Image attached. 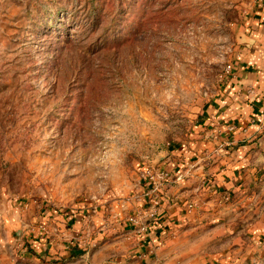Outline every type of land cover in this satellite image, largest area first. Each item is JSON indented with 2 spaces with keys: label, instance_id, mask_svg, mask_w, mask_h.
<instances>
[{
  "label": "rangeland",
  "instance_id": "obj_1",
  "mask_svg": "<svg viewBox=\"0 0 264 264\" xmlns=\"http://www.w3.org/2000/svg\"><path fill=\"white\" fill-rule=\"evenodd\" d=\"M261 2L0 0V215L32 217L83 202L87 213L121 219L123 205L125 226L157 193L141 173H169L171 151L196 144L183 167L195 188L184 209L206 219L171 228L153 259L264 264L261 136L219 139L214 134L240 123L200 120L207 105L228 96L230 77L242 80L234 103L264 100ZM247 120L242 134L256 123ZM237 173L243 179L230 184ZM20 222L12 242L1 236L0 264L45 261L29 248L35 232Z\"/></svg>",
  "mask_w": 264,
  "mask_h": 264
},
{
  "label": "crops",
  "instance_id": "obj_2",
  "mask_svg": "<svg viewBox=\"0 0 264 264\" xmlns=\"http://www.w3.org/2000/svg\"><path fill=\"white\" fill-rule=\"evenodd\" d=\"M261 1L262 5H264V0ZM258 38L264 43V15L259 24ZM241 77L243 78L244 74ZM236 79V77L229 78L233 84H230V89L226 90L228 96L219 100L214 106L207 105L205 109L207 114L202 116L200 120L203 124H212L210 120L218 121L225 119V117H230L231 121L240 123L237 126L239 132L235 131L237 130L235 128L232 131L233 134L226 131V135L218 132L219 135L214 134V136L219 139L226 136L227 140H235L237 137L254 138L260 135L259 140H262L263 143L260 145L258 153L260 151L264 153V132L263 130H258V125H260L258 123L264 121V100L256 99L248 106L237 102L234 103V100L237 99V95H235L238 90L237 84L242 81ZM243 82H246V79ZM246 119L256 123L255 125L250 124L244 131L245 134H242L240 132L242 129L241 125L249 122ZM202 143L206 144L204 141ZM243 148L244 146H240L237 151L241 152ZM177 149L171 151L173 158H170L167 164L171 168H169L170 171L172 170L173 172L170 173L165 168L169 171V178L153 195L158 200V213L150 220L147 232L139 233L137 227L129 222L123 226V205L117 210L118 212L121 211L123 216L121 219L116 217V213L110 216L101 212H97L98 214L87 213L89 205L83 202H78L74 206L75 208L69 210L44 209L32 217L21 214L20 218L24 224L28 223L27 225L31 227V231L35 232V235H33L35 240L30 241L32 245L29 248L34 253H37L36 256L40 255L45 261L40 260L39 257L32 260H30L31 258L27 260V258L26 262L19 264H162L163 262L160 260H154L152 255L155 253V248L161 245V237L171 228L185 231L192 226H202V220L206 219L204 218L206 213H201V216L197 218L196 216H188L184 209L190 197L189 194L195 193V188L192 185V177H189V179L185 177L183 167L188 165L192 153L197 152L196 144L193 146L183 145ZM215 149L217 152L222 150L220 147H215ZM250 155L242 156L241 166L244 164V159L250 157ZM174 156L180 158L178 163L175 161ZM247 169L248 172L252 171L249 168ZM237 174H230L234 177L230 184L236 185V183H239L237 181L243 179L239 173ZM198 181L200 182L198 187H200L203 183H201L202 180L198 179ZM143 185L147 187V185ZM145 203L148 205H145L146 210L143 212L150 209L152 200H145ZM13 204V202H8L11 208H13ZM211 204V201L204 203L209 208ZM202 206L201 204L199 207L202 208ZM1 216L2 214L0 218ZM17 217L15 212H10L4 218L6 222L0 224V242H3V237L1 236L7 235V229L8 232L12 230L11 220L18 219L21 221ZM26 217L29 218V221Z\"/></svg>",
  "mask_w": 264,
  "mask_h": 264
},
{
  "label": "built area",
  "instance_id": "obj_3",
  "mask_svg": "<svg viewBox=\"0 0 264 264\" xmlns=\"http://www.w3.org/2000/svg\"><path fill=\"white\" fill-rule=\"evenodd\" d=\"M232 67L231 65H227L224 69V76L226 74H229L231 71ZM169 177V173L165 170H153L151 168H146L142 173H141V179L143 181V184L147 185L149 190L154 194L156 193L161 184L164 183L167 178ZM191 206V205H189ZM158 213V200L157 197L152 198V203L150 206V209L143 215L133 214L128 216L127 221L136 226L138 229L139 233H145L149 229V222L156 216ZM116 217H118L116 215ZM143 218L146 219V223L143 222Z\"/></svg>",
  "mask_w": 264,
  "mask_h": 264
},
{
  "label": "water",
  "instance_id": "obj_4",
  "mask_svg": "<svg viewBox=\"0 0 264 264\" xmlns=\"http://www.w3.org/2000/svg\"><path fill=\"white\" fill-rule=\"evenodd\" d=\"M7 216V214H2L1 218H0V222L1 223H5L6 221L4 220V218ZM18 218V217H17ZM3 220V221H2ZM12 221V230L10 232H8L7 229V237H8V241L12 242L13 239L17 238L21 233H22V225L21 222L18 219H13Z\"/></svg>",
  "mask_w": 264,
  "mask_h": 264
}]
</instances>
